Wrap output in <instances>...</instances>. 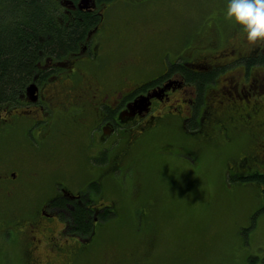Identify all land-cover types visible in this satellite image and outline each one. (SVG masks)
Listing matches in <instances>:
<instances>
[{
  "label": "flooded vegetation",
  "instance_id": "af4514ba",
  "mask_svg": "<svg viewBox=\"0 0 264 264\" xmlns=\"http://www.w3.org/2000/svg\"><path fill=\"white\" fill-rule=\"evenodd\" d=\"M94 2L95 5L91 3L89 6H80L79 1L72 2L62 10L67 14L72 11L79 14L78 12L100 9V13L108 18L113 4L100 7L97 1ZM116 18L113 22H121L126 31L121 32V36H127V39L134 41L126 29L131 28L132 23L138 33L134 22L126 20L125 16L126 19ZM194 28L196 33L193 37L206 35L198 44L205 43L203 48L209 50L207 55L198 54L201 53L198 51L195 55L184 53L185 55L178 56L181 51L172 54L173 44L176 42L167 35L169 50L165 51L164 55L154 52L149 56L137 58L128 51L122 59L114 61L115 66L123 69L122 73L127 70L131 71L132 76L135 71L139 72V75L146 73L144 82L125 86L118 83V71L111 68L114 67L111 61L119 50L110 47L109 43L112 39L120 37L115 34V28L100 30L99 26H95L74 51L60 58L47 59L43 63L41 74H44V80L39 78V73L18 100L0 109V193H5L4 196L12 201L14 214L8 227L10 233L2 236L6 244L10 245L16 242L14 229L20 230V235L24 238V242H20L24 243L23 253L27 256V263L24 264H44L40 256L45 240L50 256L69 250L74 261L81 258L79 264L87 256L92 260L98 257L92 253L91 245L97 244L92 242L98 233L96 229L101 226L99 215L105 208L94 207L93 192L84 188L79 174L80 168L75 171L66 164L70 163V159L80 161L81 158L87 157L89 167H84L83 172L88 171L90 182L102 190L105 186L102 178L97 177L100 174L98 166L95 165L97 159L101 160L100 163L109 171L113 163L122 158L120 154H127L128 149L134 150L141 141L154 134L146 142L151 141L171 126L173 131L178 126L183 134L182 139L190 141L191 138L185 132L187 126L184 121H193L203 130L206 127L212 128L215 132H211L216 135V140L217 136H230L233 146L229 145L225 152L221 147L224 153V172L233 177L252 175L259 167L264 166V130H259L254 125L248 132L247 136L250 137L253 147L245 153V148L237 146L243 135L236 130L227 133V128L217 111V107L227 105V93L240 95V92L245 94L250 90V85L248 87L247 84L241 85L239 82L240 76L247 77L250 70L240 73V76L226 77L229 85L220 90L218 94L221 97L217 93L209 96L210 89L207 86L211 82L205 83L201 91L200 85L192 82L188 74L213 73L215 80L223 70L238 65L239 62L250 69V62H253L250 59L264 55V44L258 47L253 45L248 51H239L238 48L246 49L245 46L241 47L240 41L239 44L233 45L232 48L235 49L221 52L219 47L224 33L219 27L216 28L205 17L201 22H196L192 29ZM131 31L135 32L133 29ZM160 33L163 36L159 28L158 34ZM183 36L185 37L184 34ZM184 43V47L189 48L193 42ZM145 47L148 48L146 44ZM174 59L176 61H173ZM129 79L127 76L124 80ZM33 84L34 91H29ZM251 86L259 89L257 102L263 109L264 72L252 79ZM262 109L257 108L259 111ZM179 119L182 120L180 125L176 123ZM259 131L262 135L257 134ZM74 137L82 139L85 147L81 152L75 151L71 155L59 157V154L63 155L64 142ZM205 137L211 141L215 140L212 135ZM125 138L129 139L131 144ZM185 140H180V143L193 149H187L183 154L184 158L192 157L193 161L202 165L204 161L201 147ZM86 147L94 149V152L84 154ZM169 150L172 152L173 149ZM170 152L166 150L162 157H178ZM196 152L199 154L197 159ZM256 161L259 164H256ZM26 191L29 194L27 199L23 197ZM76 205L85 206L89 211L91 234H86L87 231H82L77 226L72 213ZM0 219L4 223L8 222ZM59 223L61 227L58 226ZM13 255L9 246L3 264H12ZM112 260L114 262L108 264H121L119 259Z\"/></svg>",
  "mask_w": 264,
  "mask_h": 264
},
{
  "label": "trees",
  "instance_id": "16d2710c",
  "mask_svg": "<svg viewBox=\"0 0 264 264\" xmlns=\"http://www.w3.org/2000/svg\"><path fill=\"white\" fill-rule=\"evenodd\" d=\"M67 1H73L76 3L80 0H0V109L18 100L21 94H24L26 88L35 80L39 73V78L44 80L45 76L43 73L41 74V67L43 63L47 59L53 57L60 58L63 55L69 54L74 51L80 45L81 41H84L86 39V35L88 34V32L95 26H99L100 30H103L104 28L108 27L115 28V34L117 36L119 35L120 37H116V40L112 39L109 43L111 45H109L110 47H115L119 50L117 51L113 61H111V64L113 63L114 66L111 67L112 70L118 71V83L120 85L125 86L135 85L144 82L143 80L146 79V76H144L146 73L142 72V74L139 75V72L137 73L135 71V75L132 76L133 74H131L130 70L124 71L122 73L123 69L119 66L114 65V61L120 60L129 52H132V50L135 49L136 45L138 44L135 40L132 41L131 39H127V36H121V32H126L121 22H116L117 24L113 22V20L115 21L117 19L116 17H118L119 19L121 17L123 19L127 18L126 20L131 21L135 20L134 13L137 9H135V7H124L125 5L130 6V4L127 3V1L129 2V0L120 2L122 3V6L124 8H121L122 11L120 12L119 16L117 12L113 11L112 20L110 21L107 19V17L105 18L102 13H100V9L97 10L98 12H78L79 14H76L72 11L70 14H67L62 10L63 7L66 8V6L64 5ZM95 1L98 2L100 7L113 4L114 2H118L117 0ZM165 1L170 0H159L158 2L165 3ZM205 2V6L207 7L205 10L203 9L202 5H198L197 9L204 10H200V13H205L203 19L206 17L208 22H212L216 28L219 27L224 33L223 41H220L219 47V49H221V52H229L235 49L232 48L233 45L239 44L240 41L241 47L245 46L246 49L238 48L239 51H248L247 49L253 48V45L258 47L264 44V42H258L256 44L249 43L245 39L243 29L240 26L236 25L233 21L225 17L224 13L226 9L227 0H220L219 2H217L216 0H209V3L208 0H205ZM212 7L216 9V13L213 15L207 12ZM163 9V15H165V11L166 9L168 10V7L165 5ZM131 12L134 14V17H127V14ZM124 16L126 18H124ZM192 27L188 22L187 24L180 23L177 26L171 21L169 29H178V31H174L175 33H171V37L168 36L169 38H171V40H174V42H176L175 44H173L171 52L172 54L180 51L181 52L180 54H178V56H182L185 54L189 55L192 53H194L193 55H195L197 51L201 52L198 54H202L203 56L208 54L209 50H207V48H203V46H206L205 43L198 44L199 40L205 38L206 35L193 37V34L196 33V28L192 29ZM183 34L185 35V37L183 36ZM160 38L161 40L158 43L164 44L161 51V54H163L165 51L169 50V46L165 43L162 35L160 36ZM185 41L193 43H191L189 48H185ZM211 51L212 50H210V52ZM173 61H176V59H174ZM250 61H253L250 62V69L249 67L245 68L242 63L239 62L238 65L228 67L223 70L215 80L213 79V73L198 74L194 72H188L190 80L192 82L194 81L198 83L200 85L201 91H203L205 83L211 82L207 86V88L210 89L208 94L211 97L215 93L218 94L220 90L225 87V85H229V83L225 80L226 77H231V74L240 76V73L250 70L249 75L247 77L241 75L239 79L241 85L247 84L248 87L250 85V90H248V92L245 94L243 92H240V95H237L235 93H227V105L217 107V111L220 114V117L222 118V121L227 128V133L231 130H236L240 135H243L242 141L239 140L240 144H238L237 146L245 148V153H248V151L250 150L249 148L253 147V143L250 137L247 136V134L255 125L257 119H255L254 117L257 116L256 114H259L261 112L257 110V107L256 109L253 108V101H258L259 99V89L252 88L251 82L252 79L258 77L264 72V55H261L256 59H250ZM127 76H129L130 79L128 81H125L124 79ZM248 93L250 94L248 95ZM258 118H262V121H264V116ZM181 121L182 120L179 119L176 123H179L180 125ZM184 124L185 126H187L186 131H184L187 132V135L191 139L190 141H187L185 139L181 140L192 142V140L195 139V142L197 141L195 144H199L201 140L206 139L205 136L207 135H212L214 136V139L216 138V135L213 134V132L215 131L212 128L206 127L203 130L198 123H195L193 121H189V123L188 121H184ZM179 130V127L176 126V130L172 131L177 133L175 137L180 135ZM259 134L262 135L261 131H259L258 135ZM125 140L128 141L129 144H131V141L129 139L125 138ZM89 141L90 139L88 138L87 142ZM160 142L161 144L157 145L155 150L152 152V156H155L156 158L162 157L165 155L166 150L167 152H170L169 149H173L170 153L175 154L179 157H171L174 159L172 162L174 165L177 164L180 167L179 169H181L185 173H187L188 171H192V169H195L196 171L199 170V165L198 163H196L197 161H193L192 157L184 158L185 156L183 155L187 149H193V147H187L184 145V143L181 144L180 140L169 139L164 142V139L160 138ZM220 142L222 143V146H220ZM64 143V150L66 151L64 152L63 150V155L59 154V157L71 155L75 151L81 152L83 147H85V145L83 144V140L77 137H74L71 140H67ZM168 143L170 144L168 145ZM217 143L219 148L221 149L222 147V150L224 152L227 150L229 145L233 146L230 136H217ZM252 150L253 149H251V151ZM90 152L93 153L94 149L90 150L87 147L84 149V154L88 155L87 153ZM120 156H122V158H119V161L114 162L112 165V169L109 171H107V169L104 167L105 165H102L100 163L101 160L97 159L95 161V165L98 166L100 172L97 177L100 179L102 178L103 186H105V189L103 188L102 190L98 185L92 184L90 182V176L88 175V171L83 172L84 167H89L90 162L87 157L81 158L80 161L70 159V163H66L70 168L72 167L75 171L80 168L79 174L81 175V180L83 181L82 184L85 185L84 188L89 189L93 192L92 194L94 207L96 206V208H105V211L99 215V223L101 224V226L96 229V233H98L96 235L94 234L95 236L92 242L97 244L96 246L91 245L93 247V254L95 256L101 254L105 256L106 253H109L110 255L115 254V251L112 248H108L109 241L105 246L104 241L106 239L104 240L102 238L100 240L103 233L108 234L107 225H109V222L129 223V221H132V224H135L134 217L137 215L136 213H142V209H146V207H143L144 200L142 203V191L145 187L144 183L147 182L146 180L142 179V177L139 178V176H136L137 172H139L138 161L134 160L136 153L134 150L128 149L127 154H120ZM198 157L199 154L198 152H196L195 159H197ZM157 160H152L153 163L155 161L157 162L150 166H145L146 170L151 171L150 176H152L155 171L159 169L161 161L160 159ZM256 164L259 163H257L256 161ZM117 167L119 168V170H116ZM169 167H171L170 164L167 168ZM193 173L199 174V172L194 171ZM222 174L223 177L224 175L233 177L229 175L228 172L223 171ZM233 178L242 182H259L262 186V193L264 198V166L259 167L252 175L235 176ZM163 182L167 183L168 181L164 180ZM90 187L93 189H91ZM94 189L97 190L95 191ZM109 191L112 192V194H110ZM128 192L130 197L134 199L133 201L136 202L135 204H133L135 205V207H130L128 206L129 204L126 203V194ZM4 194L5 193H0V209H3V211L12 213V215H14L12 203H10L11 205H6L5 203L2 205L1 198L4 197ZM134 194L136 197L134 196ZM109 195H111L110 200H105V198L109 197ZM209 195L212 196V194ZM145 204L148 205V203ZM262 209L264 210V203ZM72 213L74 220L80 230L87 231L88 233L86 234H91V231H89L92 225L90 221V213L86 209V207L76 205ZM149 215L150 213L149 211L147 212L146 209V212L143 214L142 221L146 222L147 234L145 233L144 235H141V242L146 245V242L144 240L147 236L149 237L147 240V245L150 246V244H153L154 241L152 237L154 232L157 231V224L155 220ZM12 220L13 216L8 220V222L3 223L2 225L0 224V234L2 238V235L9 232L8 227L10 226L9 223H11ZM139 220L141 221V218ZM14 234V239H19L20 241H23L24 238L22 235H20L19 229H14ZM95 240H98V242ZM132 253H134L131 254L132 257L136 256V258L140 259H145L146 257L144 258V256H147H143L138 251H133ZM24 257L27 262L26 254H24ZM248 259L250 264H256L259 261H261V264H264V256L261 259L259 258V256H249ZM12 264H15V262H13ZM28 264H30V262ZM73 264H79V261H74Z\"/></svg>",
  "mask_w": 264,
  "mask_h": 264
},
{
  "label": "rangeland",
  "instance_id": "374dc122",
  "mask_svg": "<svg viewBox=\"0 0 264 264\" xmlns=\"http://www.w3.org/2000/svg\"><path fill=\"white\" fill-rule=\"evenodd\" d=\"M117 1L113 3V9L109 12V21L112 20L113 10L117 11L119 16L120 9L124 8L120 2L125 0ZM158 1H127L130 6H135L137 9L134 13L135 20L132 19V22L139 32L135 31L132 23L131 28H126L131 38L138 42L135 49L132 50L137 58L162 51L164 44L158 43L161 40L158 36L161 35V33L158 34L159 28L163 32V38L167 44V35L171 37V33L178 31V29H169L171 21L177 26L180 23L187 24V22L194 26L205 15V13H200L202 9H197V6L202 5L204 10L207 8L205 0H170L165 3ZM165 5L168 10L166 9L165 15H163ZM215 10L212 7L207 12L213 15L216 13ZM134 14L128 13L127 17L133 18ZM132 29L135 32H132ZM145 44L148 48L145 47ZM252 104L254 109L256 107L262 109L257 100ZM174 105L175 103L172 104V106ZM256 115V117L252 115L257 119L255 128L262 130L264 121L258 117L264 116V107ZM171 127L146 142L154 134L148 136L134 149L136 153L134 160H137L139 164V172L136 176L142 177L147 182L144 183L145 187L142 191L143 207H146L147 212L150 213L149 216L157 224V231L152 237L153 244L147 245L149 238L147 236L144 240L146 245L141 242V235L147 234L146 224L142 221L146 209H142V213H136L137 215L134 217L135 224L129 221V223L109 222L107 225L108 234L103 233L100 240L106 239L105 246L109 241L108 248H112L115 254L106 253L105 256L101 254L95 260L87 256L81 260L80 264H108L114 262L112 259H119L121 264H250L249 256L263 258L264 210L262 206L264 198L261 184L256 181L242 182L227 175L223 177L224 153L218 147L217 140L203 139L199 144H195L197 142L195 139L192 140L194 145L201 147V156L204 161L202 165H199L198 171L192 169L185 173L179 169L177 164L172 163L173 158L152 156L157 145L161 144L160 138L164 139V142L169 139L181 140L183 138L180 130V135L175 137L177 133L172 132ZM157 159L161 161H159V169L150 176L151 171L146 170L145 166L156 163ZM152 160L157 161L153 163ZM168 163L171 166L169 168H167ZM193 171L199 172V174H195ZM164 180L168 182L164 183ZM109 193L112 194L110 191ZM23 197L26 199L29 197L27 191ZM110 198L111 195L105 200H110ZM1 200L2 205L4 203L11 205L10 203H12L5 196ZM133 200L128 192L126 203L129 205H127L135 207L133 204L136 202ZM0 216L4 220H9L12 213L0 209ZM3 223L0 219V224ZM58 226L61 227V224L59 223ZM95 241L98 242V240ZM46 244L47 240L43 242L40 256L44 264L74 263L69 250H64L59 255L55 253L50 256L47 253ZM9 246L12 254L14 253L15 264L27 263L24 257L25 253H23V242L16 239V242L8 245L3 238H0V264H3ZM133 251L147 256H144L145 259L132 257ZM80 259L78 258L79 261ZM256 264H261V261Z\"/></svg>",
  "mask_w": 264,
  "mask_h": 264
},
{
  "label": "clouds",
  "instance_id": "9594fccd",
  "mask_svg": "<svg viewBox=\"0 0 264 264\" xmlns=\"http://www.w3.org/2000/svg\"><path fill=\"white\" fill-rule=\"evenodd\" d=\"M224 14L243 29L249 43L264 42V0H227Z\"/></svg>",
  "mask_w": 264,
  "mask_h": 264
},
{
  "label": "water",
  "instance_id": "95a60500",
  "mask_svg": "<svg viewBox=\"0 0 264 264\" xmlns=\"http://www.w3.org/2000/svg\"><path fill=\"white\" fill-rule=\"evenodd\" d=\"M65 3H72V1H67ZM91 3H92V5H95L94 0H81L79 4H80V6L82 4H86L87 6H89ZM34 89H35V85L34 84L29 87V91H34Z\"/></svg>",
  "mask_w": 264,
  "mask_h": 264
}]
</instances>
